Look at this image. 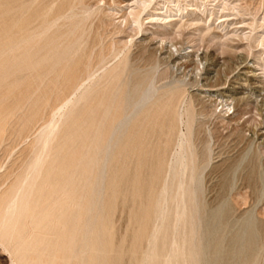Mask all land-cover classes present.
Listing matches in <instances>:
<instances>
[{"label":"rangeland","instance_id":"374dc122","mask_svg":"<svg viewBox=\"0 0 264 264\" xmlns=\"http://www.w3.org/2000/svg\"><path fill=\"white\" fill-rule=\"evenodd\" d=\"M137 1L0 0V172L20 170L28 159L36 130L51 118L60 102L53 76L42 79L47 72L45 68L37 66L33 70L26 62H20L17 43L21 37L39 30L43 22L71 9L77 20L85 10L94 12L91 43L101 39H106L107 45L112 39L141 41L140 46L130 49V66L137 81L146 77L157 56L167 57L168 50L161 47H171L176 57L207 52L220 73L230 74L240 58L245 61L242 66L252 67L255 61L264 66V0H145V6L135 5ZM131 13L142 19L141 32L131 21ZM70 21L61 28L63 33ZM34 54L37 58L39 50H34ZM184 61V69L179 72L188 77L199 73L193 63ZM262 66L254 65L258 79L250 78L252 84L244 82L245 75L238 84L232 81L241 97L247 98L252 93L248 103L228 109L214 97L204 98V111L196 117L195 124L197 170L202 181L196 191L197 206L192 208L193 213L189 209L177 233L174 182L168 177L176 135L156 134L148 128L150 133L147 130V140L141 144L143 157L138 164L132 151L129 155L123 153L120 159V152L116 155L117 152L107 148L114 117L106 119L98 132L99 118L88 122L85 111L73 114L55 141L49 160L57 169H64L52 174L57 185L64 186L71 180L75 184L80 222L73 233L79 258L73 260L70 236L65 235L46 241L42 249L36 245L27 255V261L30 264H69L70 260V264H145L146 260L147 264L150 260L151 264H165L174 240L180 249L176 264H264ZM170 67L161 65L160 71L163 74ZM192 90L197 88L189 89ZM195 104L197 109L202 106L197 101ZM180 129L185 132V126ZM27 136L30 141L24 143ZM166 185L169 193L163 196ZM65 192H70L68 187ZM55 200L53 193H47L41 211L51 209ZM163 202L167 214L160 223L157 212ZM47 233L54 237L55 231L48 227ZM90 248L92 256L87 255ZM4 252L0 246V264H12L9 254Z\"/></svg>","mask_w":264,"mask_h":264},{"label":"bare ground","instance_id":"6f19581e","mask_svg":"<svg viewBox=\"0 0 264 264\" xmlns=\"http://www.w3.org/2000/svg\"><path fill=\"white\" fill-rule=\"evenodd\" d=\"M137 4L145 6V0L143 3L137 1L135 5ZM131 7L134 9V6ZM93 15V11L85 10L84 14L77 20V15L71 9L68 13L57 16L51 21L43 22L39 30H35L32 35L21 37L17 43V56L20 62H26L28 66L33 67V70L37 66L45 68L47 72L42 76V79L53 76L55 92L60 102L51 118L36 130L28 159L21 165L20 170L17 173L6 170L0 172V246L3 251L9 254L12 264H30L27 261V255L32 249L37 246L42 249L41 246L46 241L57 240L60 236L65 235L70 236L73 260L79 258L73 233L80 222L78 220L79 206L75 194V184L71 180L66 182L64 186L57 185L52 179V174L56 170L61 172L64 169H57V166L49 160L55 141L73 114L85 111L86 117L89 116L86 119L88 122H94L99 118L96 127L98 132L105 126L106 119L114 117L112 136L108 143L110 147L107 148L117 152L116 155L120 152L118 154L120 159L123 157V153L127 152L129 155L132 151L133 158H136L138 164L143 157L141 144L147 140V130L149 133L150 129L156 134L161 132L165 136L176 135V148H174L168 165V177L174 182L176 210L174 229L177 233L189 209L193 213L192 208L197 206L195 196L197 188L201 184L202 176L197 170L195 124L196 117L202 115L204 111L202 110L204 98L214 97L222 104L225 103L228 109H235L238 104L248 103L252 93L247 98L241 97L242 93L239 89L237 90L235 85L232 86V83L238 84L242 75H245L244 82L247 85L252 84L250 78L255 81L258 79L254 65H262L258 63L256 65V61L252 63V67H247L242 66L245 62L244 59L238 58L239 61H236L235 68L230 74L220 73L219 70L215 69L216 65L212 61L214 59L211 60L207 52L196 56L194 53L187 54V56L177 55L178 57H176L169 44L170 48L161 47V49L166 48L168 50L167 57H162V54L157 56L156 61L149 69V73L145 75L146 77L137 81L135 80L137 77L135 79L133 77L130 66V49L133 46H140L141 41L136 43L133 39L129 41L112 39L107 45L106 39H101L99 42L93 41L91 43L90 31ZM129 16L133 17L131 21L141 32L142 19L132 13ZM72 19L74 20L70 21ZM68 20L70 21L68 29L63 33L61 28L65 26ZM96 21L98 22V19ZM165 21L167 20L165 19ZM88 25H90L89 28H87ZM113 32L115 33V30ZM36 49L40 52L37 58L34 54ZM179 51L176 49V52ZM193 56L196 57V60ZM183 59L193 63L199 73L188 77L187 74L179 72L184 66ZM164 64L171 67L170 70L162 74L160 66ZM149 66L151 65L149 64ZM200 66H203L202 69H199ZM242 70L244 72L240 74ZM203 87L215 88V90L203 92L201 90ZM190 88H197V90L189 91ZM204 94L208 96H203ZM196 101L198 105H202L201 108H196ZM260 106L263 112V101ZM181 126H185V132L180 129ZM29 141L30 138L25 137L24 143ZM1 169L2 167H0ZM66 187L69 188L70 192H65ZM163 189L164 195H162L167 196L169 186L166 185ZM49 192L54 194L56 200L51 209L41 211V204ZM164 205L166 204L163 202V207L161 206L160 212H157L158 215L160 213L161 219H158L161 221H159L160 223H163L167 214V206ZM158 224L157 226L160 225ZM48 227H52L55 231L54 237L47 233ZM160 227L154 231L155 233L153 232L154 242ZM155 228L153 227V230ZM147 244L149 245V243ZM170 247L171 249L165 258V264H174L180 254L176 241L173 240ZM41 251L43 252V250ZM195 254L197 255V253ZM87 255H93L91 248ZM56 261L58 260L56 259ZM144 262L146 264V260ZM147 264H151L150 260Z\"/></svg>","mask_w":264,"mask_h":264}]
</instances>
